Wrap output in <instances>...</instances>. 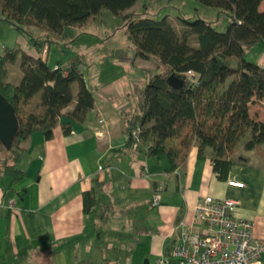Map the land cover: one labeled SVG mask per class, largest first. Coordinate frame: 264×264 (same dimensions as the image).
<instances>
[{"label": "trees", "instance_id": "trees-1", "mask_svg": "<svg viewBox=\"0 0 264 264\" xmlns=\"http://www.w3.org/2000/svg\"><path fill=\"white\" fill-rule=\"evenodd\" d=\"M137 1L0 0V20L9 23L36 51L55 45L64 52L67 25L83 23L102 9L120 15L127 47L156 64L155 69L142 68L143 77L133 81L135 106L123 116L128 138L122 149L165 155L167 171L172 172L184 166L192 148L197 149L198 158H204L205 149L211 147L213 170L224 180L234 163L237 143L245 135L249 136L246 149L264 142V118L259 119V110L251 114L252 103H262L264 97V66L244 58L246 49L264 42V9L260 8L264 0H196L227 15L223 30L201 16L178 15L173 20L168 15L125 12ZM17 59L22 77L18 83L9 82L6 64ZM188 70L196 73L195 82L187 77ZM170 74L182 80L181 88L169 85ZM229 77L232 79L226 84ZM0 93L12 105L18 123L7 149L12 162L5 171L11 177L9 187L25 174L15 168L21 159L20 142L38 131L50 138L60 124L69 134L71 121H82L94 107V93L77 61L57 60L52 67L43 56H33L21 46H5L0 51ZM36 96L41 112L28 110ZM63 115L67 121L60 123ZM102 188L95 181L83 193L84 211L98 203ZM174 246L164 254L170 264L175 262Z\"/></svg>", "mask_w": 264, "mask_h": 264}, {"label": "crops", "instance_id": "crops-1", "mask_svg": "<svg viewBox=\"0 0 264 264\" xmlns=\"http://www.w3.org/2000/svg\"><path fill=\"white\" fill-rule=\"evenodd\" d=\"M21 47L43 56L26 40ZM14 65L15 77L7 66L5 79L18 83L19 59ZM114 92L95 85L94 107L82 121H71L69 134L60 124L50 138L38 131L20 142L15 168L25 174L12 187L5 173L11 154L0 142V264H156L177 243L181 220L198 229L195 205L207 195L235 199L237 217L252 221L254 235L264 239V142L246 149L245 135L224 180L213 170L211 147L204 158L192 148L184 166L168 172L165 155L122 149L128 138L123 116L133 112L135 101L126 107ZM65 121L63 115L60 123ZM95 181L103 188L86 212L83 193ZM154 194L160 196L157 206L151 205Z\"/></svg>", "mask_w": 264, "mask_h": 264}, {"label": "rangeland", "instance_id": "rangeland-1", "mask_svg": "<svg viewBox=\"0 0 264 264\" xmlns=\"http://www.w3.org/2000/svg\"><path fill=\"white\" fill-rule=\"evenodd\" d=\"M132 10L138 14L154 17L168 15L173 20H176L178 15L201 16L212 21L218 30H223L228 21L227 15L220 12L218 8L206 6L196 0H138L125 12ZM123 23L124 20L120 15L109 9H102L83 23L67 25L64 28V44L62 45L64 52H61V46L51 45L45 54V59L50 66H53L57 60L77 61L92 92L95 91V85L100 91L108 87L112 93L114 91L119 93L123 97V103L129 107L132 101H135L133 81L143 77L142 67L137 68L138 61L140 65L151 67L150 69H155L156 64L150 59L137 58L135 61L134 58L137 56L127 47L122 30ZM24 44L25 38L18 34L9 23L0 20V51L5 46H23ZM244 58L264 66V42L259 41L253 47L246 49ZM15 63L16 61L6 64V68L9 66L10 78L15 77L14 71L17 69ZM231 79L232 77H229L226 84ZM74 90L76 91L75 85ZM251 108V114L259 110L261 112L259 119L264 118V97L262 103H252ZM28 110L41 112L39 101L35 99Z\"/></svg>", "mask_w": 264, "mask_h": 264}, {"label": "built area", "instance_id": "built-area-1", "mask_svg": "<svg viewBox=\"0 0 264 264\" xmlns=\"http://www.w3.org/2000/svg\"><path fill=\"white\" fill-rule=\"evenodd\" d=\"M48 46L42 48L47 54ZM187 77L195 82L197 75L188 70ZM103 118L99 119L102 123ZM137 128L132 132L136 136ZM230 186L243 187L242 182L228 181ZM160 204L159 194L152 196L151 205ZM12 206V204H10ZM237 201L230 197L200 198L194 210L192 231L185 220L178 224L179 237L172 249L173 264H264V239L253 232V222L236 215ZM156 264H170V258L162 255Z\"/></svg>", "mask_w": 264, "mask_h": 264}, {"label": "water", "instance_id": "water-1", "mask_svg": "<svg viewBox=\"0 0 264 264\" xmlns=\"http://www.w3.org/2000/svg\"><path fill=\"white\" fill-rule=\"evenodd\" d=\"M169 85L173 88H181L183 82L174 74L167 77ZM18 131V123L14 116L12 105L0 93V142L8 149Z\"/></svg>", "mask_w": 264, "mask_h": 264}]
</instances>
